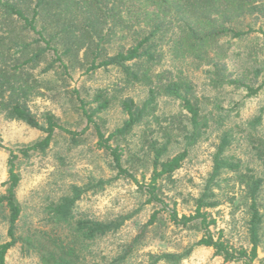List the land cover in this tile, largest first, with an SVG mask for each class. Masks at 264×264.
Instances as JSON below:
<instances>
[{"label": "trees", "instance_id": "1", "mask_svg": "<svg viewBox=\"0 0 264 264\" xmlns=\"http://www.w3.org/2000/svg\"><path fill=\"white\" fill-rule=\"evenodd\" d=\"M258 18L264 20V0H0V113L43 132L40 138L16 151L6 147L7 178L5 189L0 193V208L5 212L8 240L0 242V264H6V252L16 243L22 250L34 252L41 264H86L89 242L116 230L137 212L133 210L113 221L102 222L77 216L73 209L87 191L116 178L134 176L123 166V149L119 141L150 115L161 95L177 100L185 110V122L180 132L185 140L184 148L171 157H164L173 141L171 128L166 126L160 129L161 139L148 137L152 171L147 183L139 187L147 196L146 203L165 208L158 181L181 166L188 146L202 135L209 119L204 115L205 109L190 79L180 71L160 68L161 61L167 54L174 62H189L201 67L208 85L217 91L230 86L232 89L243 88L246 96H256L264 85V82L255 85L264 72V57L258 56L259 51L245 48L235 51L232 45L249 36L250 19ZM26 33H32L34 37L28 41L24 37ZM111 45H115L113 53L108 52ZM81 50L91 56L87 70L116 67L122 73L124 87L137 85L147 89V97L140 105L132 97L120 99L119 105L126 116L107 135L96 117L108 108L113 97L102 91L89 100L79 99L80 113L86 119L80 131L59 125L54 115L48 113L45 124H41L27 106V100L36 90L31 84L30 69L44 61V72L57 73L60 67V74L67 73L72 67L71 58ZM263 113L264 105L249 119L251 128L261 123ZM90 128L97 147L110 155L115 175L73 186L69 195L46 206L45 224L18 232L21 206L16 197L20 180L16 160L20 156L46 152L57 129L69 134L76 143ZM234 138L230 130L222 131L213 154L211 172L195 199L193 212L178 215L175 209L168 211L173 224L203 231L201 237L180 252L153 256L151 264L159 260L178 264L197 246L211 247L225 261L264 264V255L257 258L262 220L258 196L262 178L254 172H241V159L226 154ZM249 143L252 154L264 165V138H251ZM0 148L5 146L0 143ZM225 171L240 172L238 177L245 187L249 249L233 247L221 236L214 238L209 232L214 219L205 209L216 205L212 187ZM157 215L158 211L151 214L120 254L110 261L93 259L88 264H116L124 260L157 220Z\"/></svg>", "mask_w": 264, "mask_h": 264}, {"label": "rangeland", "instance_id": "2", "mask_svg": "<svg viewBox=\"0 0 264 264\" xmlns=\"http://www.w3.org/2000/svg\"><path fill=\"white\" fill-rule=\"evenodd\" d=\"M250 22L252 30L249 36L239 43H234L232 48L239 52L243 48L259 51L258 56L264 57L262 52L264 20L250 19ZM24 37L29 41L34 36L32 33H26ZM114 50L115 45L108 47L109 53H113ZM90 57L81 50L71 58L72 67L63 74H60L62 71L60 67L57 68V73L44 72V61L30 69L31 84L36 90L27 100V106L41 124H45V115L48 113L54 115L59 125L80 131L85 126L86 119L80 113L79 99L89 100L96 92L102 91L113 97L108 108L99 112L96 117L107 135L119 126L126 116L119 105L120 99L132 97L140 105L147 97V89L144 86L124 87L121 81L122 73L116 67L87 70ZM64 59L66 62L69 61L66 57ZM160 68L171 69L176 73L180 71L194 84L195 93L205 109L204 115L206 114L209 119L207 127L204 128L202 135L188 146L187 156L181 166L170 176L158 181L165 208L160 204L146 203L147 196L139 187L147 183L152 171L147 138L155 136L161 139L160 129L166 126L171 128L173 141L164 157H171L181 151L185 143L180 133L185 122L183 116L185 110L177 100L161 95L156 99L150 115L120 139L123 166L134 176L116 178L103 186L87 191L76 201L73 212L77 216L102 222L113 221L133 210L137 212L116 230L89 242L85 252V263L88 264L93 259L110 261L120 254L154 211H158L157 220L149 226L143 239L134 246L130 254L116 264H151L153 256L165 252H180L198 240L203 231L185 229L173 224L169 220L168 211L175 209L178 215L193 212L195 199L200 195L211 172L213 154L224 130H230L235 137L226 154L241 159V172H254L262 178L258 196L262 220L257 258L262 257L264 255V165L252 154L249 142L251 138H264V113L261 123L255 128H251L248 121L264 105V85L256 96H246L243 88L232 89L230 86L217 91L208 85L201 67L189 62H174L167 54L164 55ZM262 82H264V72L258 77L255 85ZM42 135L41 130L0 113V143L5 146L0 148V193L5 189L4 181L7 178L6 147L16 151ZM110 161V155L97 147L96 137L91 128L86 130L76 143L70 139L69 134L57 129L46 152H36L29 157L20 156L16 160L20 175L16 197L21 206V214L17 222L18 232L45 224L46 206L69 195L73 186H82L114 176L116 170L112 168ZM238 173L225 171L220 175L219 180L212 187L217 203L214 207L205 210L214 219V223L209 226V232L214 238L221 236L222 240L233 247L249 249L247 231L249 215L243 195L245 187L240 182ZM5 240H8L7 221L5 212L0 208V242ZM5 262L6 264H41L34 252L22 250L19 243L8 249ZM154 264L173 263L159 260ZM178 264L243 263L241 260L225 261L220 255H216L211 247L197 246Z\"/></svg>", "mask_w": 264, "mask_h": 264}]
</instances>
